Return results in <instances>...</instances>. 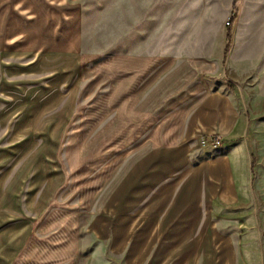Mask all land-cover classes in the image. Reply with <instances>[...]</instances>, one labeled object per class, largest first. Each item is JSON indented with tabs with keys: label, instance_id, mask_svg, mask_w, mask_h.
I'll return each instance as SVG.
<instances>
[{
	"label": "crops",
	"instance_id": "obj_1",
	"mask_svg": "<svg viewBox=\"0 0 264 264\" xmlns=\"http://www.w3.org/2000/svg\"><path fill=\"white\" fill-rule=\"evenodd\" d=\"M6 3L0 6V264H63L61 239L59 246L47 236L39 237L38 243L34 240L37 233L49 230L42 229L68 181L63 145L77 97L74 86L65 95V67L60 64L66 62L72 73L75 65L63 57V51L47 46L43 31L37 29L32 40L27 9ZM251 23L247 26H264L260 19ZM220 37L217 52L209 57L205 53L181 59L157 56L142 70L144 74L150 68L152 79L142 82L141 88L152 87L149 99L159 111L165 108L172 114L167 113L163 124H153L149 142L157 145L151 149L168 150L141 174L145 179L130 185L119 204L108 205L110 222L126 218V223L143 228L135 247H128V235L117 237L114 232L111 249L95 243L88 251L89 264H112V257L115 264H174L175 256L180 264H194L199 254L217 252L218 231L212 224L215 207L236 200L256 178L251 168L253 153L248 149L249 116L239 103L236 87L227 82L242 83L246 100L250 90L243 80L248 75L241 72L243 64L234 60L235 55L225 72L227 81L223 74L218 76L222 29ZM31 42L41 52L33 61L27 59ZM59 59L61 63L51 66L50 79L42 86L27 87L38 69L47 71L46 65ZM135 72L139 78L140 70ZM136 88L139 94L138 82ZM176 116L179 122L171 128L176 123L170 119ZM210 135H221L222 144L203 146L201 139ZM74 255L69 258L72 264Z\"/></svg>",
	"mask_w": 264,
	"mask_h": 264
},
{
	"label": "rangeland",
	"instance_id": "obj_2",
	"mask_svg": "<svg viewBox=\"0 0 264 264\" xmlns=\"http://www.w3.org/2000/svg\"><path fill=\"white\" fill-rule=\"evenodd\" d=\"M235 1L239 13L225 58ZM6 2L27 9L32 40L37 29L43 31L47 46L63 51V57L75 65L72 73L66 62L60 64L65 67V95L74 86L77 97V109L63 145L68 181L42 229L49 230L37 233L34 241L38 243L39 237L47 236L55 246L61 239L63 264H72L69 258L73 254L75 264H89L88 251L95 243L111 249L114 232L117 237L128 235V247H135L143 228L126 223V218L110 222L108 205L119 204L130 185L145 179L141 174H146L157 156L168 150L151 149L157 144L149 139L153 124H163L167 113L172 116L165 108L159 111L149 99L152 87L141 88L142 82L152 79L150 68L148 73L142 74V70L157 56L181 59L205 53L209 57L217 52L222 29L224 45L218 76L223 74L227 81L225 72L235 55L234 60L243 64L241 72L248 75L243 80L250 90L248 100L240 90L242 83L227 82L236 87L239 103L249 116L248 149L257 159L256 178L236 200L215 207L212 224L218 231L217 252L199 254L193 263L264 264V26H247L264 20V0H0V6ZM34 43L29 45L30 61L41 54ZM57 63L61 59L46 65L47 71L37 68L27 87L42 86L40 83L52 76L51 66ZM178 119H170L176 123L171 128L177 126ZM205 224L202 222L203 227ZM180 261L175 256L174 264ZM109 262L117 263L113 257Z\"/></svg>",
	"mask_w": 264,
	"mask_h": 264
},
{
	"label": "trees",
	"instance_id": "obj_3",
	"mask_svg": "<svg viewBox=\"0 0 264 264\" xmlns=\"http://www.w3.org/2000/svg\"><path fill=\"white\" fill-rule=\"evenodd\" d=\"M233 8H234L233 15L231 17V20H230V23H229V26H228V30H227L226 46H225V51H224L225 58H226L227 52L229 51V49H230V47L232 45L233 26H234L235 21L237 20L238 13H239L238 12L237 1L234 2ZM256 163H257V159H256V156L253 154L252 155V164H251L252 173H253V180L255 178V173L254 172H255Z\"/></svg>",
	"mask_w": 264,
	"mask_h": 264
},
{
	"label": "built area",
	"instance_id": "obj_4",
	"mask_svg": "<svg viewBox=\"0 0 264 264\" xmlns=\"http://www.w3.org/2000/svg\"><path fill=\"white\" fill-rule=\"evenodd\" d=\"M201 142L203 146L217 148L222 144L223 138L219 135H212L210 137H203Z\"/></svg>",
	"mask_w": 264,
	"mask_h": 264
}]
</instances>
